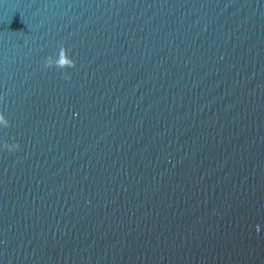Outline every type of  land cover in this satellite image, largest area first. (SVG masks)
<instances>
[{"label": "water", "instance_id": "95a60500", "mask_svg": "<svg viewBox=\"0 0 264 264\" xmlns=\"http://www.w3.org/2000/svg\"><path fill=\"white\" fill-rule=\"evenodd\" d=\"M0 116V264H264V0H0Z\"/></svg>", "mask_w": 264, "mask_h": 264}, {"label": "clouds", "instance_id": "9594fccd", "mask_svg": "<svg viewBox=\"0 0 264 264\" xmlns=\"http://www.w3.org/2000/svg\"><path fill=\"white\" fill-rule=\"evenodd\" d=\"M46 67L55 66L57 68H71L74 67V62L70 58H66L63 51V46H61V50L59 54L55 57L49 55L45 60ZM0 124H3L5 127L8 126L9 122L5 120L3 116H0ZM5 147L9 150H14L19 147L17 143L5 144Z\"/></svg>", "mask_w": 264, "mask_h": 264}]
</instances>
